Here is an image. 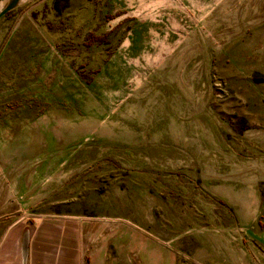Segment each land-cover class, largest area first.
I'll list each match as a JSON object with an SVG mask.
<instances>
[{
	"label": "rangeland",
	"instance_id": "1",
	"mask_svg": "<svg viewBox=\"0 0 264 264\" xmlns=\"http://www.w3.org/2000/svg\"><path fill=\"white\" fill-rule=\"evenodd\" d=\"M75 221L85 264H264V0H33L0 18V237Z\"/></svg>",
	"mask_w": 264,
	"mask_h": 264
},
{
	"label": "crops",
	"instance_id": "2",
	"mask_svg": "<svg viewBox=\"0 0 264 264\" xmlns=\"http://www.w3.org/2000/svg\"><path fill=\"white\" fill-rule=\"evenodd\" d=\"M20 221L10 224L0 237V264H85L75 221L40 220L31 227ZM89 264L102 263L90 257Z\"/></svg>",
	"mask_w": 264,
	"mask_h": 264
},
{
	"label": "water",
	"instance_id": "3",
	"mask_svg": "<svg viewBox=\"0 0 264 264\" xmlns=\"http://www.w3.org/2000/svg\"><path fill=\"white\" fill-rule=\"evenodd\" d=\"M33 0H0V18L7 12L28 4Z\"/></svg>",
	"mask_w": 264,
	"mask_h": 264
},
{
	"label": "trees",
	"instance_id": "4",
	"mask_svg": "<svg viewBox=\"0 0 264 264\" xmlns=\"http://www.w3.org/2000/svg\"><path fill=\"white\" fill-rule=\"evenodd\" d=\"M13 10H11V11H9V12H7V13H5L3 16H6V15H8L10 12H12Z\"/></svg>",
	"mask_w": 264,
	"mask_h": 264
}]
</instances>
